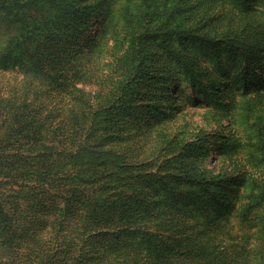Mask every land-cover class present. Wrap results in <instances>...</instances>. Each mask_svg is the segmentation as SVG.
<instances>
[{
    "label": "rangeland",
    "instance_id": "obj_1",
    "mask_svg": "<svg viewBox=\"0 0 264 264\" xmlns=\"http://www.w3.org/2000/svg\"><path fill=\"white\" fill-rule=\"evenodd\" d=\"M0 5L24 11L21 28L34 33L14 46L0 33L2 133L4 95L18 114L26 111L15 88L26 71L29 102L59 122L65 140L60 149H71L73 129L92 117L98 123L89 146L124 156L114 173L118 180L101 184L104 197H93L100 184L92 175L75 186V214L90 207L87 214L94 218L89 227L67 224L72 241L59 245L53 263L197 264L206 256L211 263L241 264L229 263L227 255L250 245L255 262L264 264V0H0ZM73 5L81 7L73 27L51 17ZM241 8L249 21L229 50L214 37L234 27L229 20ZM185 30L192 38L177 36ZM135 36L146 60L137 75L131 74L126 52ZM161 36L167 37L165 46ZM186 65L197 75L198 88L188 82ZM242 72L252 81L247 87L239 81ZM127 76L137 93L132 107H112ZM179 96L183 103L175 106ZM195 169L207 170L205 180L190 186L184 178ZM58 187L35 198L34 211L28 208L41 217L40 228L64 213L66 198Z\"/></svg>",
    "mask_w": 264,
    "mask_h": 264
},
{
    "label": "trees",
    "instance_id": "obj_2",
    "mask_svg": "<svg viewBox=\"0 0 264 264\" xmlns=\"http://www.w3.org/2000/svg\"><path fill=\"white\" fill-rule=\"evenodd\" d=\"M47 6L50 8L52 4L48 3ZM47 11L49 12V9ZM80 11V5H73V8L53 12L51 17L58 16L60 19L69 21L73 27L75 17ZM23 13L22 10L14 11L0 5V33L6 35L5 39H10L9 46H14L18 42L22 45L26 43V40H31L25 39L26 34L30 38L34 35L33 32L26 31L25 27L21 28L26 19ZM233 15L234 17L229 21L233 22L236 31L233 27L222 33H214V36L216 34L215 42L221 43L229 50L234 49L235 44L239 42L240 35L243 33L242 28L249 21V12L244 8L239 9L238 13ZM58 30L59 27H56V31ZM8 33L12 34L7 35ZM159 36L155 35L154 38ZM177 36L190 38L192 35L185 30ZM159 40L164 46L167 44V37L161 36ZM141 42V38L135 36L126 51L131 74L135 75L143 71L146 65L140 49ZM48 44L57 46L59 43L49 42ZM18 60L22 67L26 66L24 58ZM186 73H188V82L194 88H198L197 75L187 65ZM22 74H24V79L19 81L15 88L26 100V111L18 114L16 107L9 105L7 96L2 97L3 107L1 109L6 112V118L3 122L5 131L2 133L0 129V177H5L8 181H0V264H57L53 263L52 259L55 260V256L61 252L59 245L61 248L62 244L72 241L71 236L67 234V224L89 227L94 218L89 213L87 214L90 207L81 214H75L78 212L75 201L79 196L75 186L82 181H91L90 175H92L94 176V182H92L100 184L98 191L94 190L93 197H104L106 190L103 189V185L109 187L113 185L114 179L118 180L114 173L117 172L118 167H123L125 161L124 156L121 157L109 149L89 146L93 139L90 135L95 131V125L98 123L92 117L83 123H78L79 125L73 129L71 149H60L59 145L65 144V140L63 135L58 134L59 122L45 117L42 106L37 107L29 102L27 94H30L31 80L26 81L29 80L26 78V71ZM238 78L243 87H247L252 82L245 77V72L240 73ZM132 80L131 76H127L119 82L110 103L112 107L131 109L137 95L132 87ZM182 103L183 99L179 96L174 104L176 106ZM55 122L56 126L53 129ZM206 171L195 169L191 175L184 178V181L190 186L203 182ZM2 183L8 186L2 187ZM55 184H59V193L66 198V208L63 215L49 220L45 227L40 228L39 226L43 225L39 220L41 217L39 215L35 217L36 212L29 213L28 208L34 211L33 206L37 204L34 203V199L39 198L41 193L46 192ZM257 198L261 199V197ZM72 215L74 222L67 221V218ZM219 233L218 230V240H220ZM237 252L236 256L230 253L227 255L229 263L239 259L243 260L241 264H258L253 258L250 245H246V248ZM198 260L197 264L212 262V259L206 256L199 257ZM60 264L80 263L69 260Z\"/></svg>",
    "mask_w": 264,
    "mask_h": 264
}]
</instances>
